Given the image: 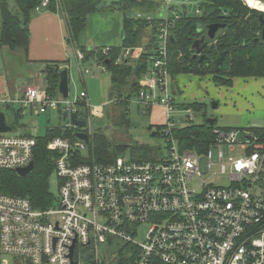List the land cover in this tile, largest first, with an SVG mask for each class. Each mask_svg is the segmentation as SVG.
Instances as JSON below:
<instances>
[{
  "label": "built area",
  "instance_id": "1",
  "mask_svg": "<svg viewBox=\"0 0 264 264\" xmlns=\"http://www.w3.org/2000/svg\"><path fill=\"white\" fill-rule=\"evenodd\" d=\"M156 1V17H132L157 22L156 55L138 80L133 102L142 109L164 108L166 154L146 162L119 156L110 163H79L77 153L87 143L76 134L92 135V117L99 116L100 108L91 111L85 91L71 100L27 86L18 101L22 109L33 115L61 110L67 115L63 119L62 114L60 128L75 140L57 137L47 143L49 151L59 154L54 159L57 194L50 207L36 209L27 198L0 194V264H9L8 259L11 264H102L115 242L129 249L125 256L133 259L131 264H264V131L216 127L202 152L180 149L168 118L175 97L166 68L167 44L171 28L201 15V5ZM47 5L43 0L35 11ZM75 57L84 59L78 50ZM73 114L83 128L72 123ZM36 144L35 137L13 130L0 133V172L28 167ZM143 226V242H138Z\"/></svg>",
  "mask_w": 264,
  "mask_h": 264
},
{
  "label": "trees",
  "instance_id": "2",
  "mask_svg": "<svg viewBox=\"0 0 264 264\" xmlns=\"http://www.w3.org/2000/svg\"><path fill=\"white\" fill-rule=\"evenodd\" d=\"M43 0H14L15 10L12 11L7 0H0V48L6 47L13 52L19 48L24 49L25 56L28 51L29 22L36 13ZM199 2L201 15L190 17L177 22L171 28L173 42L167 44L168 57L166 61L167 72L170 75L173 87V96L178 93V88L173 80L180 75H195L204 77L212 76V82L217 86L232 87L233 80H246L264 78V41L261 40V26L259 25V11L252 10L244 5L242 0H190ZM106 3V4H105ZM152 0H48V11L58 14L66 27V40L71 48L80 51L84 59L82 62L95 59L97 65H103L108 73L110 88L108 99L112 107L119 109L128 108L130 100L139 92L138 80L149 70L150 59L156 55L155 33L157 22L147 23L136 20L127 13L134 7L152 6ZM158 5V4H157ZM122 12V39L121 45L110 47L106 55L102 49L88 50L79 44V36L85 31L86 17L90 14L105 11ZM42 11V10H41ZM212 24H223L213 40L209 42L201 55L195 56L193 44L206 33V27ZM147 32L150 39L139 50L138 58L130 64L133 53L141 48L143 33ZM258 39L257 42H254ZM205 41V43H207ZM126 49L129 54L126 58L122 55ZM226 52L224 60L218 69L214 62L221 53ZM66 70L60 62H48L43 70L44 88L50 98H59L58 84L60 72ZM67 71V70H66ZM176 97L171 101L172 106L181 109L197 111L199 105L195 102H176ZM217 106V105H216ZM215 106V107H216ZM150 109V108H149ZM147 109V110H149ZM119 114L117 122L127 126L129 120L125 114ZM20 113H15L18 117ZM191 121V120H190ZM206 123L189 124L184 127H173L171 136L177 141L181 150H194L202 152L213 139V130L217 127ZM13 129V127H12ZM161 135L166 140V125L161 128ZM246 129V128H242ZM247 129L259 133L264 127L251 126ZM152 137H158L159 132H154ZM31 137V136H27ZM69 138L75 140L71 132H64L60 127H47L45 134L35 137L37 144L34 150L33 170L25 177L18 176L14 171L0 172V194L27 198L36 209H46L53 204L54 195L49 189V180L54 175V159L59 154L47 149V143L53 138ZM87 156L77 153L79 163H110L125 152V145H115L106 136L92 133L87 141ZM130 151L135 155L136 162L155 161L164 154L148 145L131 146ZM116 263L131 264L133 259L118 253Z\"/></svg>",
  "mask_w": 264,
  "mask_h": 264
},
{
  "label": "rangeland",
  "instance_id": "3",
  "mask_svg": "<svg viewBox=\"0 0 264 264\" xmlns=\"http://www.w3.org/2000/svg\"><path fill=\"white\" fill-rule=\"evenodd\" d=\"M256 1L263 6V9L261 10L253 6L250 9L264 14V0ZM7 3L9 8L14 11V0H7ZM152 3V6L148 10L146 9L148 5L144 8L134 7L130 15L133 17L136 14L142 16L149 14L153 18L156 17V8L159 2L152 0ZM243 3L244 5L247 4ZM188 7L192 9L193 6ZM109 11L111 10L105 9L103 12L110 13ZM205 35L206 33L203 36ZM142 37L141 43L143 42V45L133 53L130 60L131 65L138 58L139 50L144 49V44L148 42L151 36L145 32ZM198 55H201V52ZM44 68L45 66H41L40 64L28 63L23 48H19L13 52L9 51L6 47L0 48V113L5 115L6 123L8 126L13 127V134L15 135L41 137L45 134L48 126L60 127L63 124L61 118L63 112L61 110L33 115L29 110H23L21 104L18 102L22 90L27 86H44ZM67 69H69V98L72 100L85 88L88 93L87 100L91 111L94 108H100L101 110L98 117H92V133L103 134L115 145L127 146L128 148L125 152L120 155L125 159H135V155L131 154L130 147L136 145H148L156 148L161 154H166L165 140L161 135L160 129L166 123L164 109L157 106H153L149 110L142 109L133 102V98L126 111L125 109H121L120 111L117 108L114 109L108 99V88L110 87L109 75L99 69L95 59L81 63L70 52ZM86 69L90 71V75H84L83 82L80 73ZM186 76L182 77L187 81L185 87L180 86L179 88L177 78L173 80L174 85L178 88L175 100L178 103L195 102L199 107L197 111L188 113L185 109L173 106V110L170 111L168 118L175 127L201 124L207 119H214L216 121L215 125L224 129L232 128L240 130L251 126L264 127V78L241 79L240 81L235 79L233 80L232 87H222L212 82L211 75L199 77L187 74ZM172 85L171 81V88L173 89ZM233 87L234 90L232 91ZM181 94H183V97H181ZM2 101H7L8 107ZM10 101L13 102L11 103ZM212 104L217 106L212 108ZM118 111L120 114L126 113V118L129 120L127 126L117 122ZM17 112L20 114L18 117H15V113ZM189 117L192 118L191 121ZM48 119L50 123H47ZM156 131L159 132V136L152 137L151 134ZM87 153L88 147L86 146L81 151V154L82 156H87ZM49 189L55 197L57 194L55 175L50 177ZM145 229H147V226L141 228V232L135 237L136 241L143 242V231ZM122 245L124 244L120 242L112 243L105 251L102 264L116 263L119 257L118 253H122L126 257L125 255L129 249L126 250V247H121ZM8 261L11 264V260L8 259Z\"/></svg>",
  "mask_w": 264,
  "mask_h": 264
},
{
  "label": "crops",
  "instance_id": "4",
  "mask_svg": "<svg viewBox=\"0 0 264 264\" xmlns=\"http://www.w3.org/2000/svg\"><path fill=\"white\" fill-rule=\"evenodd\" d=\"M109 12L110 13H104L103 11H99L86 17L85 31L79 36V44L81 46L88 50H92L121 45L124 15L122 12L118 11ZM127 15H130V11ZM66 37L65 23L58 14L43 10L36 12L29 22V42L28 53L25 56L26 61L30 64H40L41 66H45L48 62H60L61 66L67 70L69 82V69H67L69 55L70 52L75 55V51L67 43ZM80 74L83 82L84 75H90L84 74V71ZM182 77L187 76L180 75L177 77V85L179 88L180 86L185 87L187 82L185 78ZM233 90L234 87L232 88V91ZM82 91H85L86 95L88 94L85 88ZM60 97L62 96L60 95ZM181 97H183V94H181ZM157 107L161 106L157 105ZM48 121L50 122L49 119L47 123Z\"/></svg>",
  "mask_w": 264,
  "mask_h": 264
},
{
  "label": "water",
  "instance_id": "5",
  "mask_svg": "<svg viewBox=\"0 0 264 264\" xmlns=\"http://www.w3.org/2000/svg\"><path fill=\"white\" fill-rule=\"evenodd\" d=\"M106 4V3H105ZM259 25L261 26V40L264 41V17L262 15L259 16ZM223 24H212L206 27V35L200 37L197 41L194 42L193 48L196 51L195 56H197L205 47L206 43L205 40H213L215 38L216 33L218 32L219 29L223 28ZM121 34V39H122ZM173 37H171V41L173 42ZM258 39H255L254 42H257ZM226 55V52H223L220 54V56L215 60L214 65L215 68L218 69L219 66L222 64L224 57ZM203 56H201V59ZM58 92L62 96V98H67L68 97V76H67V71L62 70L60 72V77H59V84H58ZM215 104H212V108H215ZM66 113H63V119L66 118ZM72 123L77 126L78 128H83L85 126L84 122L78 121L76 119V115H72ZM206 123L209 126L214 125L215 120L214 119H207ZM12 128L9 127L6 123L5 115L3 113H0V133H6V132H11ZM155 133H152L151 135L153 136ZM76 137L80 140H82L84 143H87L88 137L85 133L78 132L76 134ZM33 170V163H31L28 167L24 169H18L16 170V174L20 177H25L27 176L31 171Z\"/></svg>",
  "mask_w": 264,
  "mask_h": 264
},
{
  "label": "bare ground",
  "instance_id": "6",
  "mask_svg": "<svg viewBox=\"0 0 264 264\" xmlns=\"http://www.w3.org/2000/svg\"><path fill=\"white\" fill-rule=\"evenodd\" d=\"M248 2L250 3V5H252L253 7L255 8H258V9H263V6L258 3L256 0H248Z\"/></svg>",
  "mask_w": 264,
  "mask_h": 264
},
{
  "label": "flooded vegetation",
  "instance_id": "7",
  "mask_svg": "<svg viewBox=\"0 0 264 264\" xmlns=\"http://www.w3.org/2000/svg\"><path fill=\"white\" fill-rule=\"evenodd\" d=\"M216 34H217V33H216ZM215 36H216V35H215ZM260 37H261V33H260ZM206 40H208V39H206ZM206 40H205V41H206ZM206 42H207V41H206ZM207 44H209V42L206 43V46H207ZM204 49H205V48H204ZM204 49H203V50H204ZM203 50H202V51H203ZM202 51H201V52H202ZM201 56H203V55L201 54ZM203 57H204V56H203ZM219 67H220V66H219Z\"/></svg>",
  "mask_w": 264,
  "mask_h": 264
}]
</instances>
